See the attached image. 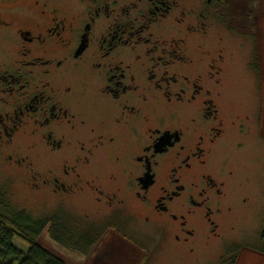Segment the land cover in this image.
<instances>
[{
    "label": "flooded vegetation",
    "instance_id": "1",
    "mask_svg": "<svg viewBox=\"0 0 264 264\" xmlns=\"http://www.w3.org/2000/svg\"><path fill=\"white\" fill-rule=\"evenodd\" d=\"M233 4L0 0V155L43 160L30 184L93 205L88 218L107 228L97 242L152 236L162 249L141 250L160 264L264 258V211L253 242L229 236L256 200L237 193L230 162L263 138L264 112L259 94L253 116L249 103L229 106L237 65L254 76L259 66L235 52L245 19L230 16Z\"/></svg>",
    "mask_w": 264,
    "mask_h": 264
},
{
    "label": "rangeland",
    "instance_id": "2",
    "mask_svg": "<svg viewBox=\"0 0 264 264\" xmlns=\"http://www.w3.org/2000/svg\"><path fill=\"white\" fill-rule=\"evenodd\" d=\"M233 1L234 4L230 6L228 11L232 18L238 20L245 19L246 21L250 20L248 16L251 12L255 13V20L252 22L253 27L245 21L241 22L242 26L240 29L237 27V31L240 34L242 33L241 36L245 38L242 40L244 42L242 47L238 46L239 42L234 47L235 52L236 54H240L241 61L243 62L245 55V59L248 58V53L252 52L254 55L256 54L259 66L254 76L251 73H247L245 64L242 63V66L237 65L236 72L232 76L229 84L225 87L226 94L230 101L229 106L231 107V111L235 109L241 111L243 107L240 103L244 105L249 103L251 105L250 114L253 116L256 110L254 107L256 106L257 95H262L264 101V0ZM255 78L256 83L254 82ZM261 127L263 138L261 140L258 139V141L256 139H250L247 144V150L244 153L236 155L233 161L230 162V167L236 168L239 179H242L243 186L238 184L241 191L235 188L238 190L237 193L240 194L241 192L244 196L251 192L256 196V200L253 203L254 208L244 206L241 218L235 220L233 224L235 229L229 233L231 239L242 236L247 241L253 242L257 226L255 215L258 212L264 211V194L262 193L264 191V112L262 114ZM34 165L37 168L33 165L29 167L30 169L26 166L19 167L16 161L7 159L6 154L0 155V192L5 196L6 201L19 208L23 207L32 216H45L46 214L54 213L56 210L63 208L72 216L70 218V224L81 227L87 223L94 222L88 218L92 216L91 218L96 219L94 218L96 215L92 214L94 213L93 205L79 203L77 202L79 200L77 197L67 198L66 201L59 203L58 199L62 200L63 198H57V195L52 196L51 194L48 195L45 193L44 185L36 186L30 184L31 180L28 175L30 174L31 168L33 171L37 170L38 173H41V169L44 170L43 160H36ZM80 214L87 215V217L83 218ZM102 226L100 236L107 229L104 225ZM127 229H131V227L128 225ZM14 240L21 248H28V244L24 240L17 237ZM39 242L45 248L47 247L56 255H59L66 264H160V254L155 253L152 256L150 254L149 258H146L141 248H157L161 250L163 247L161 242L152 236L148 239L128 237L125 241L116 235L113 236V234L107 233L103 240H99L94 246L92 245L90 251L83 252L82 250L75 249L76 245H73L75 241L70 242L68 246H64L53 239L49 233V228L40 236ZM211 247L213 248L214 246ZM211 247L207 246L204 256L207 254L209 256L208 258H213V255H211ZM241 254V258H239L237 264H264L263 256L261 257L250 251H243Z\"/></svg>",
    "mask_w": 264,
    "mask_h": 264
},
{
    "label": "trees",
    "instance_id": "3",
    "mask_svg": "<svg viewBox=\"0 0 264 264\" xmlns=\"http://www.w3.org/2000/svg\"><path fill=\"white\" fill-rule=\"evenodd\" d=\"M71 217L63 208L45 216H32L23 207L6 201L0 192V264H66L39 242L47 228L51 237L64 246L75 241V249L90 251L103 226L91 222L79 227L69 223ZM15 237L27 242L28 248L18 246Z\"/></svg>",
    "mask_w": 264,
    "mask_h": 264
}]
</instances>
